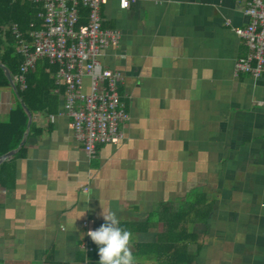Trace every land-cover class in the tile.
Here are the masks:
<instances>
[{
	"label": "crops",
	"instance_id": "crops-1",
	"mask_svg": "<svg viewBox=\"0 0 264 264\" xmlns=\"http://www.w3.org/2000/svg\"><path fill=\"white\" fill-rule=\"evenodd\" d=\"M246 2L100 7L102 27L120 34L101 63L122 75L124 139L88 157L62 92L53 113L32 117L39 133L15 159L11 189L0 187V264H104L85 250L88 230L107 239L109 264H156L148 246L186 208L191 264H264V81L235 70ZM9 96L0 91V121Z\"/></svg>",
	"mask_w": 264,
	"mask_h": 264
},
{
	"label": "built area",
	"instance_id": "built-area-1",
	"mask_svg": "<svg viewBox=\"0 0 264 264\" xmlns=\"http://www.w3.org/2000/svg\"><path fill=\"white\" fill-rule=\"evenodd\" d=\"M133 1L119 0V4L127 9ZM10 2L28 3L36 10V19L25 32L14 23L0 26L2 36L12 37L15 51L22 57L19 74L13 77L15 84L24 89V76L34 71L38 62L47 61L46 72L62 90L63 109L86 155L94 156L101 145L119 144L124 139L123 124L128 114L118 91L121 73L101 63L104 52L116 47L120 39L117 30L101 25L100 7L107 0ZM244 14L248 23L234 29L245 50L235 70L264 81V0H247ZM87 240L107 242L99 230H88ZM85 250L92 251L93 247L85 245Z\"/></svg>",
	"mask_w": 264,
	"mask_h": 264
},
{
	"label": "trees",
	"instance_id": "trees-1",
	"mask_svg": "<svg viewBox=\"0 0 264 264\" xmlns=\"http://www.w3.org/2000/svg\"><path fill=\"white\" fill-rule=\"evenodd\" d=\"M36 19V10L28 3H11L10 0H0V26L7 23H14L18 28L25 32L30 24ZM86 22V21H85ZM84 23V21H81ZM13 39L8 34L2 36L0 32V64L5 66L12 77L19 74L22 57L15 53ZM45 61L39 62L34 71L24 76L25 88L20 89L16 84L17 95L21 102L27 107L32 117L37 114H49L58 107L59 94L61 88H57L53 78L44 70L47 68ZM53 69V68H52ZM7 91L9 96V106L5 119L0 121V156L15 149L20 143L23 133L27 126L28 117L23 110L17 96L12 92L10 85L0 68V91ZM39 133L34 121L31 122L28 138ZM25 144L9 161L0 166V187L9 190L14 182V161L23 152ZM186 209L179 210L175 215L166 218L167 228L164 232L163 242L158 241L148 246V254L153 255L156 264H191L194 256L186 251L187 243L185 239L194 235L187 234V229L181 223L187 215ZM199 220L205 219V209L201 208L194 213ZM93 250L90 258L94 261H101L104 264L116 261L110 257L112 250L108 243L91 244ZM99 246V247H98ZM105 254V255H104Z\"/></svg>",
	"mask_w": 264,
	"mask_h": 264
},
{
	"label": "water",
	"instance_id": "water-1",
	"mask_svg": "<svg viewBox=\"0 0 264 264\" xmlns=\"http://www.w3.org/2000/svg\"><path fill=\"white\" fill-rule=\"evenodd\" d=\"M0 68L1 70L3 71L4 73V76L6 77L9 85H10V88L12 90V92L17 96L18 98V101L20 102L23 110L25 111L27 117H28V121H27V126H26V129L23 133V136H22V139L20 141V143L18 144V146L15 148V149H12L6 153H4L3 155L0 156V166L2 163L6 162V161H9L11 160L15 155L16 153L23 147V145L25 144L26 140H27V137H28V133H29V129H30V125H31V122H32V115L31 113L29 112V110L27 109V107L21 102V100L19 99L18 95H17V88H16V84L13 80V77L11 76L9 70L3 66L2 64H0Z\"/></svg>",
	"mask_w": 264,
	"mask_h": 264
},
{
	"label": "rangeland",
	"instance_id": "rangeland-1",
	"mask_svg": "<svg viewBox=\"0 0 264 264\" xmlns=\"http://www.w3.org/2000/svg\"><path fill=\"white\" fill-rule=\"evenodd\" d=\"M5 106H6V103L3 104V110H2V112L5 110Z\"/></svg>",
	"mask_w": 264,
	"mask_h": 264
}]
</instances>
